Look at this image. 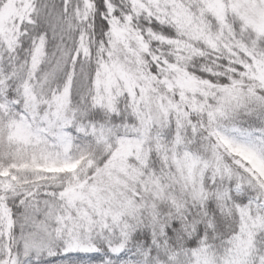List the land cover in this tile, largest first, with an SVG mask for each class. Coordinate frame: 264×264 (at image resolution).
I'll use <instances>...</instances> for the list:
<instances>
[{
	"label": "snow or ice",
	"instance_id": "snow-or-ice-1",
	"mask_svg": "<svg viewBox=\"0 0 264 264\" xmlns=\"http://www.w3.org/2000/svg\"><path fill=\"white\" fill-rule=\"evenodd\" d=\"M0 264H264V0H0Z\"/></svg>",
	"mask_w": 264,
	"mask_h": 264
}]
</instances>
